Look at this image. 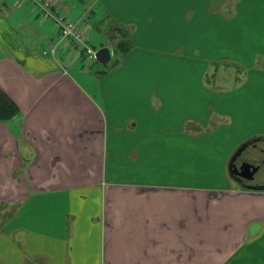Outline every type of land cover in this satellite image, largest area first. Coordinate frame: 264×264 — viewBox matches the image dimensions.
Listing matches in <instances>:
<instances>
[{
    "label": "crops",
    "instance_id": "crops-1",
    "mask_svg": "<svg viewBox=\"0 0 264 264\" xmlns=\"http://www.w3.org/2000/svg\"><path fill=\"white\" fill-rule=\"evenodd\" d=\"M54 4L96 30L105 15L133 46L94 76L67 61L79 51L57 55L31 2L0 0L17 107L0 120V264H264V189L228 169L245 141L264 152V0ZM218 62L244 82L206 86Z\"/></svg>",
    "mask_w": 264,
    "mask_h": 264
},
{
    "label": "rangeland",
    "instance_id": "rangeland-1",
    "mask_svg": "<svg viewBox=\"0 0 264 264\" xmlns=\"http://www.w3.org/2000/svg\"><path fill=\"white\" fill-rule=\"evenodd\" d=\"M87 16V15H86ZM89 16V15H88ZM89 18V17H88ZM97 23V22H96ZM113 22H111V20L106 17L105 15H102L97 23V30L92 27V25L90 24H86L85 27H83L84 32H85V36L88 44L95 50H97L98 48H100V45L102 44V42H105V37L107 39V44L108 45H114L115 42L120 39L122 37V33H120L119 31H110L111 26H112ZM127 29V28H126ZM29 32V36L31 37L33 34H31L32 31H28ZM100 33V34H99ZM102 34V35H101ZM104 34V35H103ZM105 36V37H104ZM29 37V38H30ZM33 42L37 43L39 41V39H32ZM62 45H58V49H57V55L59 53H61L62 51L60 50V47ZM45 48V45L43 43H39L38 45V49H42ZM112 50V49H111ZM63 54V53H62ZM57 58V56H56ZM72 60H68L71 64H75L77 68H83V70L86 69V71H91L93 73L94 76H97L100 74V72L102 71H107L109 70V68L112 67V65L114 64V60L115 58L112 55V58L110 59V61H108L105 64H101L99 62H97L95 59H89V57L85 54V52H83V55H78L74 56V57H69V59ZM76 59V60H75ZM67 61H65L63 64H65ZM261 64H264V62H262ZM216 69H218V72L216 74H214V72L206 75L205 80H204V84L206 86H229V85H237L240 82H244V78L242 79L239 78L237 76L236 73V69L239 67L237 63H216ZM213 70V69H211ZM264 145V143H261ZM238 148H236L235 150H237ZM250 150H246V154L247 156L251 157V158H255L256 159V167L258 169V175L260 174H264V152H258L256 151V155L253 157L250 155ZM258 154H260L258 156ZM13 210V208L9 207L8 210H6L4 212V215H6L9 211ZM10 213V212H9Z\"/></svg>",
    "mask_w": 264,
    "mask_h": 264
},
{
    "label": "built area",
    "instance_id": "built-area-1",
    "mask_svg": "<svg viewBox=\"0 0 264 264\" xmlns=\"http://www.w3.org/2000/svg\"><path fill=\"white\" fill-rule=\"evenodd\" d=\"M22 2H31L38 10L42 19L51 20L56 30L57 44L62 45L67 50L71 48L77 50L83 55V52L89 59H95V49L87 42L83 26L70 19L65 13L58 12L55 9L54 0H19ZM56 45L49 49L48 53L53 55ZM44 54L47 51L43 52ZM96 60V59H95Z\"/></svg>",
    "mask_w": 264,
    "mask_h": 264
},
{
    "label": "flooded vegetation",
    "instance_id": "flooded-vegetation-1",
    "mask_svg": "<svg viewBox=\"0 0 264 264\" xmlns=\"http://www.w3.org/2000/svg\"><path fill=\"white\" fill-rule=\"evenodd\" d=\"M259 140L260 139H250L242 143L238 147V149L232 153L228 163L229 175L231 180L238 185L248 189H250L249 187L264 189V177L262 179L257 178V167L250 174H248V171H245L243 168H241L243 162L247 160L252 159L254 162H256L255 158L247 156L246 150H249L252 147H256ZM258 152H263V149L259 148Z\"/></svg>",
    "mask_w": 264,
    "mask_h": 264
},
{
    "label": "trees",
    "instance_id": "trees-1",
    "mask_svg": "<svg viewBox=\"0 0 264 264\" xmlns=\"http://www.w3.org/2000/svg\"><path fill=\"white\" fill-rule=\"evenodd\" d=\"M111 22H113V24L110 31H119L120 33H122V37L118 39L113 46L109 45L112 49L113 57L115 58L114 64L111 68H109V70L119 65L133 46L130 31L126 29V27L117 24L113 20H111ZM107 71H102V73H106ZM16 113L17 107L14 105L11 99L0 89V120H9L13 118Z\"/></svg>",
    "mask_w": 264,
    "mask_h": 264
},
{
    "label": "water",
    "instance_id": "water-1",
    "mask_svg": "<svg viewBox=\"0 0 264 264\" xmlns=\"http://www.w3.org/2000/svg\"><path fill=\"white\" fill-rule=\"evenodd\" d=\"M112 58V50L110 46H102L95 51V59L101 64H105ZM245 171H248L250 174L253 170L256 169L255 162L250 159L243 162L242 167ZM250 189H258L255 187H249Z\"/></svg>",
    "mask_w": 264,
    "mask_h": 264
}]
</instances>
